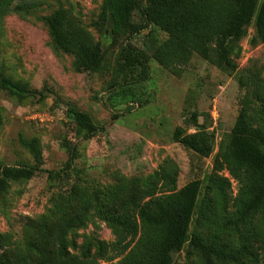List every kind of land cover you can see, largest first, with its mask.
<instances>
[{
    "label": "trees",
    "instance_id": "1",
    "mask_svg": "<svg viewBox=\"0 0 264 264\" xmlns=\"http://www.w3.org/2000/svg\"><path fill=\"white\" fill-rule=\"evenodd\" d=\"M34 5V0H0V15ZM136 12L141 17L139 22L135 20ZM253 20L256 36L252 42H264V0H102L97 29L111 43L127 37L110 85L114 103L134 102V86L149 75L146 50L129 37L147 29L148 50L170 71H175L179 60H186L184 56L179 58L186 51L197 53L223 70L234 71L237 65L232 54ZM45 21L55 48L74 56L78 70H101L102 43L95 42L85 29L72 26L64 8L45 16ZM156 31L164 36L159 37ZM241 84L244 93L236 122L220 140L213 172L204 180L193 179L178 188L179 166L171 159H165L153 173L123 176L108 186H90L76 180L58 191L49 213L25 225L26 244L32 247L34 257L25 254L16 264H30L34 258L37 264H173V254L186 244L187 257L194 258L195 264H264V79L242 78ZM0 88L19 99L48 96L46 88L35 90L10 76L0 77ZM66 115L85 133L97 132L98 126L89 113L70 105ZM185 123L195 132L177 126L174 141L197 157H209L214 151V134L199 122L198 111ZM20 143L35 164L13 166L0 162V196L11 182L28 180L42 171L40 140L21 137ZM224 170L230 177L221 173ZM46 172L50 178L70 179L79 171L69 159L64 169ZM231 178L238 185L234 197ZM94 214L112 229L115 240H98L94 254L90 250L82 255L72 253L77 230ZM196 214V229L191 232ZM8 239V234L0 236L4 243ZM112 252L123 256L113 262Z\"/></svg>",
    "mask_w": 264,
    "mask_h": 264
},
{
    "label": "rangeland",
    "instance_id": "2",
    "mask_svg": "<svg viewBox=\"0 0 264 264\" xmlns=\"http://www.w3.org/2000/svg\"><path fill=\"white\" fill-rule=\"evenodd\" d=\"M34 3L30 8L0 15V77L10 76L35 90L46 88L48 94L45 99H19L0 88V162L13 166L35 164L21 145V137H37L43 149L42 171L28 180L11 182L0 196V236H9L8 242L0 241V264H16L25 254L34 257L32 247L26 244L25 225L49 213L58 191L76 180L90 186H108L123 176L153 173L165 159L174 160L179 166L178 188L193 179L204 180L213 172L220 140L231 132L239 114L240 96L244 93L241 79H264V42H252L256 36L254 20L232 54L237 65L234 71L223 70L192 51L179 55L186 60H179L175 71H170L152 57L145 43V29L129 40L146 50L148 78L134 86V102L115 104L110 85L127 37L111 43L97 29L95 22L102 0ZM60 7L66 10L72 26L85 29L95 42L102 43L104 61L100 71L78 70L74 56L53 45L45 16ZM135 20H141L138 12ZM156 34L164 36L159 31ZM70 105L93 117L98 126L94 135L80 130L67 118ZM195 110L199 122L214 134V151L209 157H197L173 139L177 126H183L188 133L195 132L185 123ZM69 159H73L78 174H72L70 179L48 176L46 171L64 169ZM221 173L230 177L227 170ZM231 182L234 197L238 185L232 178ZM205 185L204 181L202 194ZM196 218L197 214L191 232L196 229ZM77 234L71 252L79 255L88 250L94 254L98 240H115L112 229L95 214ZM111 255L113 262L123 256L115 252ZM37 261L34 258L30 264ZM188 261L195 264L194 258L187 257L186 244L182 251L173 254V264Z\"/></svg>",
    "mask_w": 264,
    "mask_h": 264
}]
</instances>
